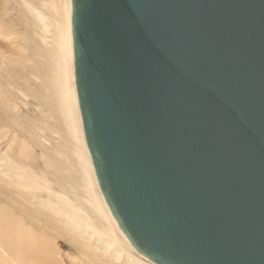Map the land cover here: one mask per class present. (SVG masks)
Here are the masks:
<instances>
[{"label": "water", "instance_id": "1", "mask_svg": "<svg viewBox=\"0 0 264 264\" xmlns=\"http://www.w3.org/2000/svg\"><path fill=\"white\" fill-rule=\"evenodd\" d=\"M107 207L154 264H264V0H70Z\"/></svg>", "mask_w": 264, "mask_h": 264}, {"label": "bare ground", "instance_id": "2", "mask_svg": "<svg viewBox=\"0 0 264 264\" xmlns=\"http://www.w3.org/2000/svg\"><path fill=\"white\" fill-rule=\"evenodd\" d=\"M0 264H154L126 244L86 149L70 0H0Z\"/></svg>", "mask_w": 264, "mask_h": 264}, {"label": "rangeland", "instance_id": "3", "mask_svg": "<svg viewBox=\"0 0 264 264\" xmlns=\"http://www.w3.org/2000/svg\"><path fill=\"white\" fill-rule=\"evenodd\" d=\"M61 246H62V250L65 251V252H69V250L67 249V247H65L62 243H60Z\"/></svg>", "mask_w": 264, "mask_h": 264}]
</instances>
